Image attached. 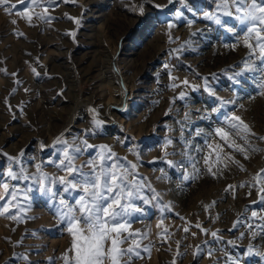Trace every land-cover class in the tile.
I'll return each mask as SVG.
<instances>
[{
	"label": "rangeland",
	"instance_id": "rangeland-1",
	"mask_svg": "<svg viewBox=\"0 0 264 264\" xmlns=\"http://www.w3.org/2000/svg\"><path fill=\"white\" fill-rule=\"evenodd\" d=\"M167 2L168 0H155V3L162 5ZM140 3L141 0H67L54 11L50 10L57 20L51 24H43L34 18L33 25L36 26H29L26 18L15 14L16 10L24 11L21 0H7V6L16 5L12 14H6L5 6H0V69H6L7 72L0 71V149L15 156L21 148H25L29 154L46 158L50 150L39 153L37 141L43 140L46 144H51L66 128H71L73 132L88 128L87 109L90 106L96 107L106 124L103 134L90 142L114 145V150L120 156L135 160L125 147L116 142L117 137H134L135 140H130L129 144H136L141 153L143 167L140 172L151 179L158 191L166 193L164 200L172 202L174 212L185 217L190 224L194 225L199 220L206 229H221L225 241L233 239L244 228L241 227L235 233L228 229L244 213L245 206L257 197L253 192L251 197L246 198L247 189L242 188L233 199L231 194L225 197L224 189L229 184L248 181L259 169L264 168V142H256L261 151L251 154L250 160L243 161L242 157L236 156L245 164L246 171L233 167L220 180L203 175L198 180L183 184L179 189L176 187L180 182L176 173H170L171 182L157 181L156 176L160 173L153 169L164 165L149 164L148 161L162 155L159 144L166 134L178 139L180 133L175 120L182 119L188 108H191L196 123L186 135L196 127L211 132L218 123L215 114L210 121L196 119L200 115L197 109L203 111L207 108L210 111L215 105V101L203 91L190 93L187 107L185 102L177 100L172 114L165 116L169 99L181 90L178 88L175 93L169 90V77L163 68L166 63L175 66L170 70L173 76L179 78L177 83L185 77L193 83H200L199 79H194L193 71L188 65L205 76L216 73L218 80L213 83L218 95L225 99H235L236 114L242 116L256 133L264 135V96L257 95V88L252 81L244 80L240 85H234L224 75L230 65L237 64L245 57L247 49L239 46L232 51L224 47L225 44L233 43V40L222 28L210 21L196 17L195 23L189 27L186 20L193 17L187 12L184 19L175 20L172 13L180 7L178 4L171 5L164 11L145 4L144 15L141 16L130 10L133 5ZM190 3L201 13L213 7L206 0H190ZM29 11L42 12L43 8H30ZM67 16L79 18L81 24L77 26ZM12 20H17L18 23L13 25ZM169 20H175L177 26L168 29ZM197 29L200 30L199 34L192 38L194 44L191 47H194V51L183 52L180 60L169 55L172 49L189 40L190 32ZM69 31L76 32L75 39L66 34ZM14 32L23 35H14ZM169 33L171 37L177 38L175 42H170ZM34 67L41 74L38 78L32 71ZM14 72L18 74L17 77L10 75ZM45 72L48 75H44ZM16 79L22 81V84L17 86ZM13 87H18V90L15 95H10ZM25 88L31 91L25 93ZM61 90L63 95L58 94ZM9 97L13 110L23 107L26 115L20 116L17 112L18 119H12L5 106V100ZM122 108L127 110L122 111ZM165 123L176 128V131L166 133L163 127ZM194 143L203 146V138L197 137ZM168 151L177 152V155L169 156L168 159H184L179 155L183 151L180 143H175L174 148L169 147ZM202 156L203 154L198 156L201 168L204 167ZM0 167H4L2 162ZM47 171L51 173L54 169L48 167ZM212 201H217L210 210L213 217L219 216L215 223L209 220V212L203 208V205ZM151 213L144 224L133 225L134 229L149 226V239L154 244L150 258L138 260L136 264H172L177 252L176 241H182L179 251L186 250L177 264H224V253L219 250L220 246L215 245L212 257L205 253L194 260L195 246L210 239V236H205L192 227L191 231L197 233L196 237L187 235V239H183L186 234L181 226L185 221L170 213L164 219L163 226L173 235L165 237L168 243H163L158 236L161 228L157 227L160 214L154 209ZM30 214L38 219L19 226L0 218V264H5L13 252H24L27 246H39L42 249L39 255L30 257L41 264L48 257H60L70 247V237L55 227L56 221L46 209L43 198L36 201ZM13 227H16L14 233L11 230ZM25 229L29 232L38 230V238L25 239L24 247L18 248H13L6 242L7 237L13 242L19 240ZM248 243L247 238L242 241L243 246ZM256 243L264 241L257 240ZM243 250V247L239 249ZM228 251L235 250L228 248ZM56 264H62V261L57 260ZM246 264L264 262L256 257L246 261Z\"/></svg>",
	"mask_w": 264,
	"mask_h": 264
},
{
	"label": "snow or ice",
	"instance_id": "snow-or-ice-1",
	"mask_svg": "<svg viewBox=\"0 0 264 264\" xmlns=\"http://www.w3.org/2000/svg\"><path fill=\"white\" fill-rule=\"evenodd\" d=\"M66 2L67 0H21L23 12L16 10L15 4L7 6V0H0V6H5L6 14H12L16 10L15 14L26 18L29 26H36L33 25L34 18L43 24H51L57 20V17L51 15L50 10L54 11L61 3ZM206 2L213 7L202 13L197 12L190 0H168L164 5L155 3V0H141L139 5H133L130 10L142 16L145 4H150L161 11L178 4L180 7L172 13L175 20L184 19L187 12L193 17L186 20L189 27L195 23L194 18L199 17L222 28L233 40V43L225 44L224 47L232 51L239 46L247 49L245 57L237 64L230 65L229 69L224 71V75L234 85H240L244 80L252 81L257 88V95L264 96V0H206ZM37 7H42L43 11L35 13L29 11L30 8ZM67 18L77 26L81 24L79 18L71 16ZM175 20L167 22L168 29L177 26ZM11 23L16 25L18 21L12 20ZM199 32V29L190 32L189 40L172 49L169 55L180 60L183 52L194 51V47H191L194 44L192 38ZM13 34L23 35L16 32ZM66 34L75 39V31ZM169 39L170 42H175L177 38L171 37L169 33ZM174 67L167 63L163 65L170 81L169 90L175 93L176 89H181L169 99L165 116L172 114L177 100L185 102L187 107L190 93L203 91L215 101V105L210 111L207 108L203 111L197 109L200 115L196 119L210 121L215 114L218 123L211 132L196 127L186 135L196 123L191 108L185 111L182 119H176L175 123L180 133L178 139L166 134L159 144L162 155L148 161L149 164L164 165L153 169L160 173L156 180L171 182L170 173H176L180 181L176 187L179 189L183 184L198 180L203 175L220 180L224 178L225 172H231L233 167L239 171H246L242 160L248 161L251 154L261 151L256 142H264V135L256 133L242 116L236 114L235 99H225L218 95L213 83L218 80L216 73L205 76L188 65L187 67L193 71L194 79H199L200 83H193L187 77L177 83L179 78L173 76L170 70ZM0 71L7 74L6 69ZM32 71L37 78L41 75L35 67ZM10 75L18 76L15 72ZM44 75L48 73L45 72ZM15 84L19 86L22 81L16 79ZM17 90L18 87H13L10 95H15ZM24 91L29 93L31 89L25 88ZM58 94L63 95V90ZM5 106L13 120L18 119L17 112L20 116L26 115L23 107L13 110L10 97L6 98ZM176 111L178 114L179 109ZM87 112L88 128L77 132L66 128L51 144H46L43 140L37 141L39 153L50 150L46 158L29 154L25 148H21L15 156L0 149V162L4 165L0 167V218L11 221L16 226L34 221L38 217L30 213L36 201L43 198L46 209L56 221L55 227L70 237V247L60 257H48L43 264H56L57 260L62 261V264H136L138 260L150 258L151 249L154 247L149 239L151 228L145 225L143 229H134L133 225L144 224L153 209L160 214L157 227L161 228V232L158 236L165 244L168 243L165 237L170 238L173 235L163 226L164 219L169 213L185 221L181 226L186 234L183 239H187V235L196 237L197 233L191 231L192 227L205 236H210V239L195 246L194 260H198L205 253L212 257L216 250L215 245L220 246L219 250L224 253V264H246V261L256 257L264 262V243H256L257 240L264 241V168L259 169L246 182L225 187V197L231 194L235 199L238 190L242 188L247 189L246 198L251 197L253 192L257 197L251 204L245 206L244 213L240 214L228 229L229 232L235 233L243 227L244 231H239L238 236L225 241L221 229H206L199 220L194 225L190 224L185 217L174 212L171 201L165 202L166 193L158 191L151 179L140 172V168L143 167L141 153L136 144H129L130 140H135L134 137H117L116 142L125 147L135 160L120 156L114 150V145L90 142L103 134L106 121L100 117V110L96 107L90 106ZM163 127L166 133L176 131V128L167 123ZM155 132L156 126L153 127V133ZM197 137L203 138V146L194 143ZM177 142L183 145V151L179 155L184 159L180 161L168 159L169 156L177 155L176 151H168V148H174ZM200 154H203V168L199 166ZM237 155L242 157V160L237 159ZM48 167L54 171L48 172ZM216 204L217 201H212L203 205L204 210L209 212V220L213 223L219 219L218 215L213 217L210 212ZM248 212L251 214L247 215ZM11 230L14 233L16 227ZM38 236V230L29 232L25 229L19 240L13 242L7 237L6 242L13 248L24 247L25 239ZM246 238L249 243L243 246L242 241ZM181 243L182 241H176L177 252L172 264H177V260L186 254V250L179 251ZM241 247L243 251H239ZM228 248L235 251H228ZM41 250L39 246H27L24 252H13L5 264H41L40 261L30 259L32 255H39Z\"/></svg>",
	"mask_w": 264,
	"mask_h": 264
}]
</instances>
